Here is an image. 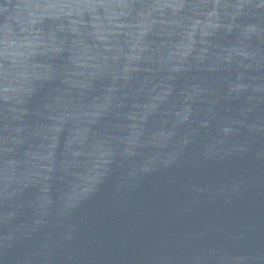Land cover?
<instances>
[{
    "label": "water",
    "instance_id": "obj_1",
    "mask_svg": "<svg viewBox=\"0 0 264 264\" xmlns=\"http://www.w3.org/2000/svg\"><path fill=\"white\" fill-rule=\"evenodd\" d=\"M0 264H264V0H0Z\"/></svg>",
    "mask_w": 264,
    "mask_h": 264
}]
</instances>
